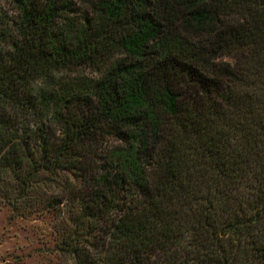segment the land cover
Here are the masks:
<instances>
[{"label": "trees", "instance_id": "16d2710c", "mask_svg": "<svg viewBox=\"0 0 264 264\" xmlns=\"http://www.w3.org/2000/svg\"><path fill=\"white\" fill-rule=\"evenodd\" d=\"M0 196L71 264H264V0H0Z\"/></svg>", "mask_w": 264, "mask_h": 264}, {"label": "rangeland", "instance_id": "374dc122", "mask_svg": "<svg viewBox=\"0 0 264 264\" xmlns=\"http://www.w3.org/2000/svg\"><path fill=\"white\" fill-rule=\"evenodd\" d=\"M0 196V264H71L60 249L58 209L15 206Z\"/></svg>", "mask_w": 264, "mask_h": 264}]
</instances>
